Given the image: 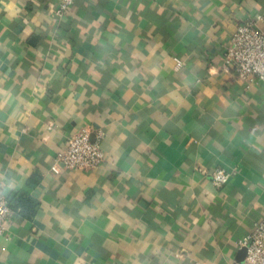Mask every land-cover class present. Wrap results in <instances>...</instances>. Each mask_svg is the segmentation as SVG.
<instances>
[{
    "label": "crops",
    "instance_id": "0c3cea01",
    "mask_svg": "<svg viewBox=\"0 0 264 264\" xmlns=\"http://www.w3.org/2000/svg\"><path fill=\"white\" fill-rule=\"evenodd\" d=\"M56 3L0 0V264L241 263L264 218V83L223 60L264 0ZM83 128L102 165L55 168Z\"/></svg>",
    "mask_w": 264,
    "mask_h": 264
},
{
    "label": "built area",
    "instance_id": "2783aa9c",
    "mask_svg": "<svg viewBox=\"0 0 264 264\" xmlns=\"http://www.w3.org/2000/svg\"><path fill=\"white\" fill-rule=\"evenodd\" d=\"M74 2L75 0H57L54 8L55 16L58 19L66 17ZM262 19L258 16L239 24L224 52L223 68L243 82L256 78L264 83ZM90 136L91 132L86 128L70 136L65 150L57 155L54 167L66 170H93L100 167L105 160L101 149L104 132H98L95 142L91 141ZM232 176V172L217 168L212 174V182L216 188L220 189L230 181ZM13 214L14 210L0 185V235L7 230L8 221ZM238 244L240 248L247 250L244 261L238 264H264V218L256 224L254 231Z\"/></svg>",
    "mask_w": 264,
    "mask_h": 264
},
{
    "label": "water",
    "instance_id": "95a60500",
    "mask_svg": "<svg viewBox=\"0 0 264 264\" xmlns=\"http://www.w3.org/2000/svg\"><path fill=\"white\" fill-rule=\"evenodd\" d=\"M246 248H243L242 251L240 252V262H243L246 256Z\"/></svg>",
    "mask_w": 264,
    "mask_h": 264
},
{
    "label": "trees",
    "instance_id": "16d2710c",
    "mask_svg": "<svg viewBox=\"0 0 264 264\" xmlns=\"http://www.w3.org/2000/svg\"><path fill=\"white\" fill-rule=\"evenodd\" d=\"M24 200V199H23ZM25 201H26V199H25ZM22 203V199L21 200H19V206H20V204ZM32 203V202H31Z\"/></svg>",
    "mask_w": 264,
    "mask_h": 264
}]
</instances>
